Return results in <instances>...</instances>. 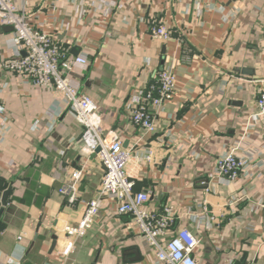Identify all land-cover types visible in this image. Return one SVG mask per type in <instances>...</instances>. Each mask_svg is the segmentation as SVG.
<instances>
[{
  "label": "crops",
  "instance_id": "0c3cea01",
  "mask_svg": "<svg viewBox=\"0 0 264 264\" xmlns=\"http://www.w3.org/2000/svg\"><path fill=\"white\" fill-rule=\"evenodd\" d=\"M15 1L63 51L87 59L70 77L95 102L103 134L152 152L134 191L149 193L156 213L175 209L168 237L178 227L194 234L197 264H264V121L246 130L264 86V0H111L84 14L68 0ZM161 24L171 40L151 37ZM11 35L0 27V59L14 56ZM165 68L176 76L175 94L158 112L155 132L144 136L130 110ZM0 99V264H157L108 200L73 253L61 255L64 229L95 198L101 168L81 153L82 127L52 88L0 69ZM232 142L250 157L228 184L214 169ZM75 170L82 175L69 203L59 190Z\"/></svg>",
  "mask_w": 264,
  "mask_h": 264
},
{
  "label": "built area",
  "instance_id": "2783aa9c",
  "mask_svg": "<svg viewBox=\"0 0 264 264\" xmlns=\"http://www.w3.org/2000/svg\"><path fill=\"white\" fill-rule=\"evenodd\" d=\"M68 1L79 14H84L88 5L101 9L107 2L113 4L111 0ZM0 27H12L7 43L14 54L9 59H0V69L21 76L34 86L52 88L60 96L61 108L82 127L79 138L81 153L86 159L93 156L101 168L95 198L86 203L79 223L64 229L67 241L61 255L67 258L73 253L76 240L85 236L105 208V200H108L113 203L118 216L127 218V224L147 250L154 254L157 264H197L195 251L200 241L194 234L187 228L178 227L175 234L168 237L178 218L175 209L165 205L161 212L156 213L148 205L149 193L134 191L141 165L154 161L152 152L146 150L139 154L135 146L124 148L114 132L103 134L95 102L90 96L80 93L71 79L72 72L85 67L87 59L83 55L70 56L63 51L53 37L32 24L26 9L15 0H0ZM151 37L168 41L171 40V33L161 24L152 29ZM175 90L176 76L172 70L165 68L158 71L148 88L135 96L130 110L132 126L144 136L154 133L156 116L164 104L172 100ZM255 106L256 112L248 117L247 131L253 130L258 121H264V86L258 90ZM5 116L6 108L0 99V131L6 126ZM240 149V142H232L228 149L221 152L215 160V177L228 184L238 181L250 157L241 154ZM81 175V170L73 171L72 182L59 190L69 203L76 198L75 182ZM243 197L248 199L246 195ZM23 238L18 236V242Z\"/></svg>",
  "mask_w": 264,
  "mask_h": 264
},
{
  "label": "water",
  "instance_id": "95a60500",
  "mask_svg": "<svg viewBox=\"0 0 264 264\" xmlns=\"http://www.w3.org/2000/svg\"><path fill=\"white\" fill-rule=\"evenodd\" d=\"M2 31H3L4 33H9V32H12L13 29H12V27H3V28H2ZM23 55H24V54H23Z\"/></svg>",
  "mask_w": 264,
  "mask_h": 264
}]
</instances>
